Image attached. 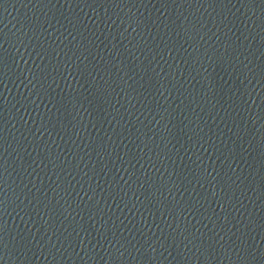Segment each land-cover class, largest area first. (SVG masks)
Instances as JSON below:
<instances>
[{"label": "water", "instance_id": "water-1", "mask_svg": "<svg viewBox=\"0 0 264 264\" xmlns=\"http://www.w3.org/2000/svg\"><path fill=\"white\" fill-rule=\"evenodd\" d=\"M0 264H264V0H0Z\"/></svg>", "mask_w": 264, "mask_h": 264}]
</instances>
